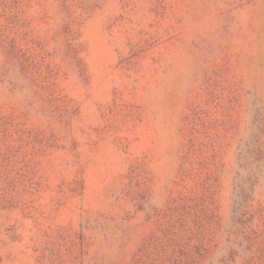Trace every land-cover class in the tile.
Here are the masks:
<instances>
[{
	"label": "rangeland",
	"instance_id": "rangeland-1",
	"mask_svg": "<svg viewBox=\"0 0 264 264\" xmlns=\"http://www.w3.org/2000/svg\"><path fill=\"white\" fill-rule=\"evenodd\" d=\"M0 264H264V0H0Z\"/></svg>",
	"mask_w": 264,
	"mask_h": 264
}]
</instances>
